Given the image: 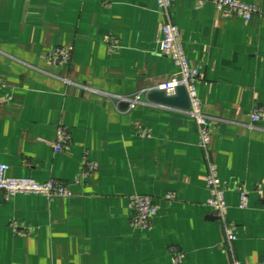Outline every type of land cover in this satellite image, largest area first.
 I'll list each match as a JSON object with an SVG mask.
<instances>
[{"label":"crops","instance_id":"0c3cea01","mask_svg":"<svg viewBox=\"0 0 264 264\" xmlns=\"http://www.w3.org/2000/svg\"><path fill=\"white\" fill-rule=\"evenodd\" d=\"M240 1L259 12L246 21L211 1L172 7L200 72L207 153L187 109L149 94L134 108L125 100L178 73L160 51L157 0H0V163L72 192L1 199L0 264H264V120L250 119L264 104V0ZM107 38L120 45L110 50ZM54 47H72L71 60L54 64ZM61 125L71 143L57 152ZM88 161L98 169L85 176ZM210 161L226 185V221L207 205ZM136 193L158 198L148 229L132 222Z\"/></svg>","mask_w":264,"mask_h":264},{"label":"built area","instance_id":"2783aa9c","mask_svg":"<svg viewBox=\"0 0 264 264\" xmlns=\"http://www.w3.org/2000/svg\"><path fill=\"white\" fill-rule=\"evenodd\" d=\"M211 1L218 12L225 16H239L246 21L250 20L259 12V8L255 4L246 3L240 0H201ZM174 0H157L158 9L165 17L162 25V38L160 39V51L162 54L172 58L178 68V73L171 79L156 87L146 88L137 92L133 97L125 98L130 108H134L143 102L144 95H148L154 90H162L167 96H173L177 93V88L181 85L185 86L190 99V108L187 113L196 120L199 126L200 140L199 144L207 153L210 148L212 139V128L210 118L204 113L202 101L198 95L197 81L200 76L199 69L192 66L185 52L178 25L172 19V7ZM109 49L112 50L120 45L118 39L107 38L105 40ZM73 53L72 47H54L50 51V59L56 65H62L71 60ZM252 123H258L264 120V104L255 105L250 112ZM71 143V136L65 126L61 125L57 132V140L54 148L57 152H61ZM10 166L6 163H0V200H9L18 193L35 192L42 193L49 198L60 196L68 197L72 195L70 188L63 182L57 180H49L41 183L33 178L14 177L9 174ZM98 169V165L94 162H86L84 175L88 176ZM207 186L210 192L207 205L212 208L218 218L226 221L228 215V204L226 201V185L222 182L217 165L212 161L209 162L207 174ZM164 199L173 201L176 199L174 193H168ZM250 199V192L241 190L240 208H247ZM134 226L141 229H148L151 226V220L157 215L160 206L158 198L147 194H133L131 196ZM17 223H14L16 228ZM17 229V228H16ZM226 238L229 242L237 239L235 228L226 223ZM176 253V250H172ZM181 255H174V261H180ZM231 264H246L244 261L235 259Z\"/></svg>","mask_w":264,"mask_h":264},{"label":"water","instance_id":"95a60500","mask_svg":"<svg viewBox=\"0 0 264 264\" xmlns=\"http://www.w3.org/2000/svg\"><path fill=\"white\" fill-rule=\"evenodd\" d=\"M149 98L154 102L167 106H174L182 109L190 108L188 92L186 87L183 85L177 88V93L173 96H167L162 90H154L149 93Z\"/></svg>","mask_w":264,"mask_h":264}]
</instances>
